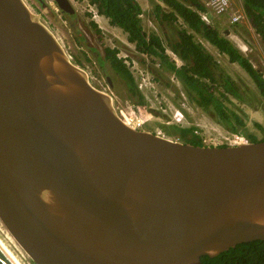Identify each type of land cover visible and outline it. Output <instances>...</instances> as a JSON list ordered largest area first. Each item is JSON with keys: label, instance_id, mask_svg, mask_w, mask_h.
Instances as JSON below:
<instances>
[{"label": "water", "instance_id": "obj_1", "mask_svg": "<svg viewBox=\"0 0 264 264\" xmlns=\"http://www.w3.org/2000/svg\"><path fill=\"white\" fill-rule=\"evenodd\" d=\"M0 220L34 264H203L264 240V141L129 126L24 0H0ZM0 264H26L1 232Z\"/></svg>", "mask_w": 264, "mask_h": 264}, {"label": "rangeland", "instance_id": "obj_2", "mask_svg": "<svg viewBox=\"0 0 264 264\" xmlns=\"http://www.w3.org/2000/svg\"><path fill=\"white\" fill-rule=\"evenodd\" d=\"M24 1L39 20L58 38L72 61L87 73L90 83L96 89L110 95L116 112L123 120H127L130 126L136 127L141 124L140 130L159 132L162 136L177 139V131L174 128L176 125H171L169 122L173 120L176 110L181 109L186 117L182 126L196 128L200 137L207 141V143L204 142L206 146H230V139L234 134L223 124L215 121L201 107L191 102L175 75L160 69L159 60L153 63L155 59L139 54L135 45L128 41V35L122 29L112 26L109 19L101 16L89 0H71L76 10L73 15L63 13L54 0H42L47 5L46 8L39 0ZM140 1L143 4L144 1L149 4L142 16L145 30L148 33L157 32L161 36L166 34V38L175 36L173 26L161 25L151 17L153 9L151 0ZM229 6V9L220 16L213 10H209L210 22L218 27L222 34L229 37L264 74V41L257 35L246 18L243 1L230 0ZM234 18H239V21L233 23ZM178 24L181 25L182 21ZM196 37L198 42H201L213 54L221 67L237 82L241 92L244 93L245 102L231 98L232 103H227L228 107L242 116L250 133L262 139L264 132L256 128L255 124H260L264 128V102L256 84L242 67L231 63L229 58L220 54L214 46L199 36ZM106 48L118 50V57L132 72L137 85L144 75L151 80L152 86L149 85L142 91L138 87L146 100L144 106L138 105L129 96L126 82L114 71L111 64L104 60ZM167 54L178 66L182 65L170 49L167 50ZM0 232L15 250H18L17 252L26 264H32L29 256L14 241L15 239L1 220Z\"/></svg>", "mask_w": 264, "mask_h": 264}, {"label": "trees", "instance_id": "obj_3", "mask_svg": "<svg viewBox=\"0 0 264 264\" xmlns=\"http://www.w3.org/2000/svg\"><path fill=\"white\" fill-rule=\"evenodd\" d=\"M151 17L158 23L174 27L175 36H162L157 32L148 33L143 24L144 11L137 0H89L101 16L109 19L112 26L122 29L128 41L135 45L136 51L160 62V69L174 74L181 82L186 96L201 107L233 134H242L250 143L264 141L247 130L242 116L228 107L231 98L245 102L244 93L233 78L225 72L211 52L198 42L199 36L220 54L238 64L252 78L264 102V74L251 59L221 33L218 27L202 19L201 13L208 12L200 0H151ZM246 18L257 35L264 41V0H242ZM182 21V24L178 22ZM182 62L181 66L168 56L167 50ZM118 50L106 48L104 60L111 64L114 71L126 82L129 96L144 106L146 100L139 91L135 77L124 61L118 57ZM256 128L264 132L260 124ZM177 139L194 146H206L203 139L195 134L194 127H174ZM222 145L219 147H227ZM203 264H264V240L244 243L221 253L215 258L205 256ZM32 264H34L32 262Z\"/></svg>", "mask_w": 264, "mask_h": 264}, {"label": "built area", "instance_id": "obj_4", "mask_svg": "<svg viewBox=\"0 0 264 264\" xmlns=\"http://www.w3.org/2000/svg\"><path fill=\"white\" fill-rule=\"evenodd\" d=\"M201 1L208 10V12L201 13L202 19L207 23H211L210 17H209V14H210L209 10H213L218 16H220V15H223L230 7L229 6L230 0H201ZM238 21H239V18H234L233 23H236ZM149 85L152 86V82L148 77H145L144 75L141 81L139 82L138 87L142 91L144 88H147ZM124 121L127 122L128 125L130 126V123L127 120L124 119ZM185 121H186L185 114L183 113L181 109H178L173 115V120L169 123L171 125H176L178 127L184 128L182 125L184 124ZM140 126L141 124H138V126L133 127V128L139 129ZM195 134L200 137L198 130H195ZM204 142L207 143L206 140L205 141L203 140V143ZM230 142H231L230 146H237L241 144H247L249 143V140L245 136L234 134L233 138L230 139Z\"/></svg>", "mask_w": 264, "mask_h": 264}, {"label": "crops", "instance_id": "obj_5", "mask_svg": "<svg viewBox=\"0 0 264 264\" xmlns=\"http://www.w3.org/2000/svg\"><path fill=\"white\" fill-rule=\"evenodd\" d=\"M137 1L139 2V4L141 5V7L143 8V11H145V9H148V7H149L148 2L144 1V4H143L140 0H137ZM143 5H145V6H143Z\"/></svg>", "mask_w": 264, "mask_h": 264}, {"label": "flooded vegetation", "instance_id": "obj_6", "mask_svg": "<svg viewBox=\"0 0 264 264\" xmlns=\"http://www.w3.org/2000/svg\"><path fill=\"white\" fill-rule=\"evenodd\" d=\"M42 3V6L44 7V3L42 2V0H39ZM55 1V0H54ZM70 2L72 3V1L70 0ZM56 3V2H55ZM57 4V3H56ZM58 6V5H57ZM62 11V10H61ZM63 12V11H62ZM65 13V12H63ZM66 14V13H65Z\"/></svg>", "mask_w": 264, "mask_h": 264}, {"label": "bare ground", "instance_id": "obj_7", "mask_svg": "<svg viewBox=\"0 0 264 264\" xmlns=\"http://www.w3.org/2000/svg\"><path fill=\"white\" fill-rule=\"evenodd\" d=\"M91 76V75H90ZM127 123V122H126ZM128 124V123H127ZM2 233V232H1ZM15 241V240H14ZM12 242V241H11ZM18 251V250H17ZM24 256V255H23Z\"/></svg>", "mask_w": 264, "mask_h": 264}, {"label": "clouds", "instance_id": "obj_8", "mask_svg": "<svg viewBox=\"0 0 264 264\" xmlns=\"http://www.w3.org/2000/svg\"><path fill=\"white\" fill-rule=\"evenodd\" d=\"M229 146V145H228Z\"/></svg>", "mask_w": 264, "mask_h": 264}]
</instances>
